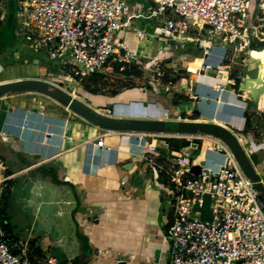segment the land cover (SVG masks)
<instances>
[{
  "label": "crops",
  "instance_id": "obj_1",
  "mask_svg": "<svg viewBox=\"0 0 264 264\" xmlns=\"http://www.w3.org/2000/svg\"><path fill=\"white\" fill-rule=\"evenodd\" d=\"M11 8L15 14L9 1L0 26V72L8 62L6 51L10 50L16 61L22 48L31 53L26 60L34 63V72L22 76L0 73V82L61 80L58 59L27 46L16 35L15 24L2 29ZM146 32L145 37L135 32L136 39L144 42L153 37L161 45L147 57L135 54L156 57L170 40L163 32L157 33L153 24ZM195 45L177 50L192 51ZM205 45L206 54L193 57L189 64L194 72L192 87L184 86L200 98L198 103L173 105L170 96L166 100L145 87L124 88L112 95L84 90L72 94L102 117L114 119L111 125L95 124L40 92L0 95V201L5 197L0 225L25 240L19 253L32 262L51 257L60 264H168L169 246L162 234L168 206L161 198L159 175L151 173L142 159L147 145L154 142L162 158L183 153L195 163L217 165L224 162V153L211 149L200 138H194L198 147L191 148L189 141L177 133L220 138L210 130H225L245 156L236 134L244 130L250 101L258 100L264 109V76L256 79L260 49L246 58L240 95L234 87L226 86L235 83L234 77L226 80L198 68L207 64L208 68L221 69L223 65L229 72L228 64L222 61L223 47L218 42ZM213 50L218 53L212 54ZM194 105L198 117L189 118ZM100 136L104 139L102 146L96 144ZM245 138L256 145L251 135ZM164 142H168V148ZM256 147L262 153L252 156L253 160L264 156V144ZM42 165L52 172L42 173ZM251 176L257 178L253 167Z\"/></svg>",
  "mask_w": 264,
  "mask_h": 264
},
{
  "label": "built area",
  "instance_id": "obj_2",
  "mask_svg": "<svg viewBox=\"0 0 264 264\" xmlns=\"http://www.w3.org/2000/svg\"><path fill=\"white\" fill-rule=\"evenodd\" d=\"M13 3L16 35L30 48L60 61L63 81L51 82L67 92H74L91 73L111 72L114 63L119 64L121 71L126 65L140 64V57L126 47L119 32L135 30L145 37L150 24L170 40L157 58L163 57L168 47L184 49L196 40L201 45L202 39L194 34L222 44L231 60L241 53L247 58L252 51L264 49V44L259 45L264 43V30L259 31L256 23L257 19L264 20V0L260 8L263 17H256L251 24L250 0H143L142 11L132 7L139 4L138 0ZM8 5L9 0H0V21L6 16ZM260 61L262 58L256 62ZM244 74L239 76L241 80ZM165 114L168 115L167 110ZM177 134L187 139L191 148L198 147L194 138H200L211 149L224 153L225 160L217 165L195 163L183 153L162 158L154 142L142 154L149 171L159 175L161 198L168 206L162 229L169 246L168 264H264V158L252 159L261 150L236 134L257 175L254 180L245 174L221 138ZM100 137L96 140L98 146L104 142ZM163 146L168 148V142ZM195 165L199 166L198 172ZM25 245L23 238L12 236L0 225V264H60L51 257L30 261L18 252Z\"/></svg>",
  "mask_w": 264,
  "mask_h": 264
},
{
  "label": "rangeland",
  "instance_id": "obj_3",
  "mask_svg": "<svg viewBox=\"0 0 264 264\" xmlns=\"http://www.w3.org/2000/svg\"><path fill=\"white\" fill-rule=\"evenodd\" d=\"M9 1L11 6L14 5L13 0ZM262 1L263 0H250V8L248 10L249 24H251L252 21L256 19V17H263L260 13ZM138 2L139 4H134L136 6H132L134 8V11H142V6L140 4L141 2H143V0H138ZM12 8L10 9L9 14L6 17V21L3 24L2 29H5L9 23L15 24V14ZM1 24L2 21H0V26ZM119 36L123 38L129 50L132 49L134 53L144 55L146 57L151 53H155V51H157V49L161 45V43L156 41V39L153 37H150L148 40L146 39L147 41L144 42L138 41L135 37L134 31H120ZM192 36L202 39V47H199V40H196L197 45L194 46L192 51H178L180 48L168 47V50L166 51V53H164L163 57H140L139 60L141 61V63H134V65H132L135 66V68L140 72L139 75H127L112 70L111 72H107L104 77L97 82H94L91 77H88L83 79L80 84L76 86V91L73 92L71 89L68 90L73 94L75 93L76 95H79V90L80 92L84 90L85 92L93 94L112 95L114 93L122 91L124 88L145 87L146 89H154L156 93L161 96V98H166V100L168 99L167 96H170V99L168 100L173 105H178L182 101L198 103L200 98L191 90L184 89L185 85H188L189 87H192L193 85L194 72L190 70L189 64L193 57H201L202 55H205L207 52L206 48H204V46H206L205 44H207L208 46L213 42L210 39H205L199 34H194ZM172 50L173 53H167L171 52ZM28 53L31 54L28 49L22 48V52L18 58L19 60L13 61L11 58V51L7 50L4 56L6 60H8V62L6 65H4L5 69L0 72L1 76H22L33 73L34 63L26 60L27 58H29ZM217 53V50H213L212 54L216 55ZM249 60L250 59H248V61ZM222 61L228 64L229 72L224 69L223 65L221 69H217L215 67L207 68L205 65H201V67L199 66L198 68L202 72H207L212 76H217L219 74L220 77H223L226 80H230L231 77H234L236 80L238 79L239 81H235V83L233 84L229 82L226 84V86L234 87L238 94H243L241 89H239V82L241 81L239 76L244 74L243 70L247 62L246 57L243 55V53H241L238 58H234L233 60H231L230 53H224ZM259 64L257 63L256 66L258 67ZM200 70L197 69V71ZM251 77L252 79L255 78L254 75H252ZM57 81L62 82L63 80L61 79ZM253 92L256 95L258 94L256 93V91ZM249 103L251 106L247 109L248 112L246 111L245 113L246 117L248 118V122L245 123L244 130L242 132H239V136L246 137L247 135H251L256 145L264 144V109L258 105V100H253ZM194 106L192 107L191 113L189 114V118L198 117L196 106ZM183 115H185V112L183 113ZM256 145H254L255 148H257ZM1 163L2 165H4V160H1ZM239 164L244 170L245 174L249 178H252V167L249 163V160L245 157L244 164H241L240 162Z\"/></svg>",
  "mask_w": 264,
  "mask_h": 264
},
{
  "label": "water",
  "instance_id": "obj_4",
  "mask_svg": "<svg viewBox=\"0 0 264 264\" xmlns=\"http://www.w3.org/2000/svg\"><path fill=\"white\" fill-rule=\"evenodd\" d=\"M263 42H259L260 46H263ZM36 91L43 93L50 98L58 100L67 104L71 109H73L76 113L80 114L87 120L91 122L103 125L115 122L112 118L102 117L98 114L94 109L88 108L86 105L78 102L70 92L63 90L59 86L53 84L51 81L41 79V78H23V79H14V80H7L0 82V95L5 93H12V92H31ZM137 125V124H134ZM181 130V128H179ZM211 133L219 136L222 140H224L228 146L231 148L232 152L237 158V154L241 151L238 144H236L234 137L226 132L225 130L216 129L210 130ZM238 160V159H237ZM194 170L196 172L199 171V166L195 165ZM256 180L257 178H251ZM258 188L263 190V187L258 184ZM264 196V193H263Z\"/></svg>",
  "mask_w": 264,
  "mask_h": 264
},
{
  "label": "trees",
  "instance_id": "obj_5",
  "mask_svg": "<svg viewBox=\"0 0 264 264\" xmlns=\"http://www.w3.org/2000/svg\"><path fill=\"white\" fill-rule=\"evenodd\" d=\"M132 65H134V64H129V65H126V68L124 69V70H119V64H113L112 65V68H113V70L114 71H116V72H121V73H124V74H127V75H130V74H135V75H139L140 74V72L135 68V66H132ZM104 73H97V72H94V73H91V74H89L88 76H86L85 78H88V77H91L93 80H94V82H97L98 80H100L101 78H103L104 77ZM85 78H83V79H85ZM82 79V80H83ZM236 81H239L238 79L236 80ZM248 120V118L246 117V122H248L247 121ZM0 159H1V155H0ZM237 159L239 160V162L241 163V164H244V159H245V156L241 153V151L237 154ZM40 171L42 172V173H51L52 171H50V168H48V166H45V165H42L40 168ZM4 192V191H3ZM5 194V193H4ZM2 199H4L5 200V197H3L2 196ZM1 199V201H0V215L3 213V200ZM2 224L4 225V221H2ZM5 226V225H4Z\"/></svg>",
  "mask_w": 264,
  "mask_h": 264
},
{
  "label": "bare ground",
  "instance_id": "obj_6",
  "mask_svg": "<svg viewBox=\"0 0 264 264\" xmlns=\"http://www.w3.org/2000/svg\"><path fill=\"white\" fill-rule=\"evenodd\" d=\"M256 23H257V29L259 31H263L264 30V20L263 19H257ZM220 45L223 47L222 44H220ZM257 58H262V61H260L261 63L258 65L259 67H258V72H257V78L263 79V76H264V49L263 48L260 49V51L258 52V57ZM207 67H208V65H207ZM243 86L244 85L242 84L241 88H243ZM71 94H73V93H71ZM73 96H75V95H73Z\"/></svg>",
  "mask_w": 264,
  "mask_h": 264
}]
</instances>
